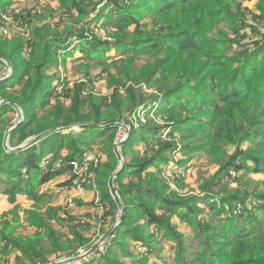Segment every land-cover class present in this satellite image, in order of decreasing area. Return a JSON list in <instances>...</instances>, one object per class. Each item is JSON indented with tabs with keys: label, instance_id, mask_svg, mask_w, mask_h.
<instances>
[{
	"label": "trees",
	"instance_id": "1",
	"mask_svg": "<svg viewBox=\"0 0 264 264\" xmlns=\"http://www.w3.org/2000/svg\"><path fill=\"white\" fill-rule=\"evenodd\" d=\"M12 1L0 0L3 12ZM60 4L76 9L80 18H89L95 12L92 19H86L87 29L93 21L103 19L114 27L113 32L106 39L95 29H89L91 34L86 35L85 28L51 34L31 24L36 39L29 40L31 49L19 64L21 73L15 79L0 80V96L24 111V120L11 131L9 142L16 148V138L20 144L33 134L55 130L33 145L9 150L5 135L12 117L6 114L14 112L15 105L2 104L0 194L14 205L19 195L27 196L38 209L47 198L41 185L68 171L75 185L78 172L74 164L92 142H104L112 162L109 169L117 172L119 121L129 123L126 111L136 113L142 105L163 101V107L154 106L158 117L154 113L146 123H129L132 130L121 145L123 168L115 178L124 217L109 234V245L102 256L90 254L80 264H152L150 254L156 252L159 235L173 242V264H264V33L260 29L264 25V0H258L260 13L256 14L242 7V0H60ZM248 13L257 24L248 21ZM32 16L29 13L26 17L29 24ZM72 36L90 44L85 55L101 59L108 84L116 86L93 103L81 97L85 84H77L74 90L66 87L64 96L73 95V104L57 102L51 106L56 87L50 85L49 72L59 57L74 53L65 51ZM8 45L7 38L0 35V56L14 63L15 57L10 56L16 52L10 53ZM112 49L120 54L118 60L111 56L118 74L106 68L107 53ZM138 59L144 62L136 66ZM143 85L154 87L155 92L144 93ZM124 86L125 95L118 91ZM88 115L92 118H86ZM44 117L49 125L40 124ZM79 124V132L72 133V127ZM62 126L67 128L60 129ZM137 142L145 146L136 150ZM229 147H233L232 152ZM63 149H67V155L58 162ZM177 152L185 157L181 164L201 153L218 165L201 184L206 196L183 195L171 188L164 169ZM42 161L44 164L39 165ZM257 174L263 178L252 189L244 186L246 175ZM220 180L238 183L239 187L223 194L215 187ZM101 198L107 208L105 220L122 209L106 186ZM204 201L205 206H201ZM56 210L48 213L50 218L24 210L30 214L27 225L38 229L37 236L41 234L43 243H51L54 254L75 255L79 242H63L64 235H58L46 223L51 217L61 220ZM174 217L193 227L195 244L186 242ZM22 238L15 241L0 229V264H25L23 259L50 262L45 253ZM133 242L140 243L138 248L132 247ZM12 248L18 253L13 258Z\"/></svg>",
	"mask_w": 264,
	"mask_h": 264
},
{
	"label": "rangeland",
	"instance_id": "2",
	"mask_svg": "<svg viewBox=\"0 0 264 264\" xmlns=\"http://www.w3.org/2000/svg\"><path fill=\"white\" fill-rule=\"evenodd\" d=\"M83 1L87 2L89 0ZM99 1L100 0H94V2ZM257 2L258 0H242V7H248L252 9L255 14L260 13L257 7ZM2 9L3 8H0V35L7 38L9 44L8 51L13 54L16 52L13 56H10L12 58L15 57V65L5 57L0 56V62L2 63V67L0 68V76H2L5 69L4 63L10 65L13 68V74L10 77L5 78L4 80L15 79L16 76L21 73L22 67H19V64H22L23 60L29 56V51L31 49V46H29V43L31 41L29 42V40L36 39L33 35V28L31 24L33 26L36 25V28L44 33H60L62 35L66 34L68 30L80 31L83 28L86 29L85 34L90 35L91 31H89V29H95L100 33V36L103 39H106L108 36L111 37L110 34L113 32L112 28H114L112 25H106L109 22H104L102 19L97 22L93 21L89 29H87L88 24L86 23V19H92L95 12L91 11L92 13H89V18H80L79 13L76 11V9L61 7L60 0H13L11 4L4 9V12ZM90 9L91 6L88 7V10ZM29 13L33 15L30 24L26 19ZM247 19L249 22L257 24L253 21L252 14L248 13ZM260 26V29L264 33V25ZM220 27L225 28V24H221ZM69 42H71L70 46L65 49V51L70 50L74 51V53L68 54L65 58L62 52L61 55H63L59 57V59H57V64L53 66L51 71L49 72V76L52 81L50 85L51 87H56V89H54V98L51 106L55 105V103L57 102H60L64 106H68L69 104L72 105L74 99L73 95L68 98L65 97L64 90L66 87L73 88L74 90L76 85L80 83L85 84V89L81 94V97L84 96L85 98L92 99V103L95 100L101 101L104 96H107V94L113 92V89H115L116 85L108 84V72L104 69V65L100 64L101 59L96 56L90 59L85 55V52L90 45L88 42L82 43L81 38L77 36H72L71 38H69ZM58 51L61 50L59 49ZM107 55L108 57L106 58H109V67L106 68L109 71L113 72V74H118V69L114 62L116 58V60L120 58V54L117 50L112 49L107 53ZM111 56L115 57V59L113 60ZM143 57L144 56H142V58ZM143 62L144 59H138L136 61V66L141 65ZM126 82L129 83V81ZM125 87L126 86H124L123 90L120 88L118 89L120 94L125 95L127 93ZM142 90L146 94L155 92L154 87L147 88V86L145 85H143ZM0 99H3L4 101L7 100L2 96H0ZM14 105L15 111L13 112L12 110H9L6 114V117H12V125L5 135V145L9 150L15 148L11 147V144L9 142V132L13 127L16 128L24 120L23 108L20 105ZM163 105H165V102L160 101L159 103V101L156 100L149 106H140L138 108L139 110L136 113L126 111V118L128 119L129 123L134 125L139 123H146L148 118L152 117L155 113L154 106H158L159 108V106L163 107ZM49 107H47V109L45 110L47 111ZM22 116L23 119H21ZM156 116L158 117L157 114ZM86 118H92V115H88ZM43 122H47L46 124L49 125L48 119L45 117L42 118V121L40 120V124H43ZM129 123H126L125 121H119L121 127L120 129H118L117 133L118 143L115 146L116 154L120 153L122 155L121 145L126 142L132 130ZM87 124L88 123H83L82 125L84 126ZM79 126L80 124L72 127L71 132H79ZM65 128L67 127L62 126L60 129ZM85 132L87 131H84V133ZM41 133L42 132H39L37 134L30 133L33 135L27 137L20 144L18 142V139L16 138L15 141L18 143L16 147L24 144L27 139L33 138L34 136H37ZM178 143L181 145V141H178ZM33 144L34 143H32L31 145ZM144 146V142H137L134 145V148L136 150H139ZM83 150L84 151L82 157L80 158V160L75 162L74 167L75 165L81 167L86 154L94 155L96 153H100L101 155V159L99 160L98 164L89 167L86 182L81 184L79 182V179L77 178L74 185L73 181L71 180V171L56 176L47 183L41 185L40 189L43 191V194H45L47 198L45 199L44 203L38 205V209H36L34 202L27 198V196L19 195L16 202L17 204L14 205L9 202L6 195L0 194V229L8 238L14 239L15 241H20L21 237H23L22 240L24 241H26L25 239H27L31 243V245H33V248L35 250H41V252L45 253V255L49 258L50 262L46 264H80V262L88 259V252L91 249H95L96 247L100 248L103 245L110 232L112 230L114 232L115 228L119 226L121 221L119 222V224L118 221L124 214L123 209H120L115 213L116 218L114 216L112 218L109 217L108 220H105V218L107 217V208L104 206L105 203L101 198L102 189L106 186L107 188H109V192L111 194L112 189H115V192H117L119 197L120 195L117 190L118 187L115 186L116 172L112 173L113 170L109 169V165L110 167H112V162L109 161L110 159L107 155V148L104 147V142H92L90 146L84 147ZM228 150L229 152H232L233 147H229ZM66 151L67 149L62 150V154L57 158L58 162L63 160V158L67 155ZM47 159H49V157L44 160L45 163H47ZM180 160H185V157H183L180 152H177L174 156V159L171 160V162L167 164L164 169V173L166 174V176L169 175V178L171 180L169 182L171 188H173V190H178L183 195L199 194L201 196H206V193L201 190V184L206 178L211 177L216 172V170L218 169V165L214 161H212V159L209 160L207 156L201 153H199V155H196L192 159H188L184 164H181L182 162ZM44 161L40 162L39 165H43ZM71 164L72 161L70 162V166ZM119 165L120 161H118V168ZM232 173L235 174L234 171H232ZM107 174L109 175L107 176ZM262 176V174L251 176L246 175L244 181L242 182L244 186L252 189L255 182L263 178ZM69 180L70 183H68ZM102 181L105 183H103ZM215 187L216 190H219L224 194L229 189L238 188L239 185L238 183L220 180L219 184L215 185ZM71 200L72 205L70 206L69 201ZM205 202L206 201L203 202L204 204L200 205L205 206ZM24 210H34L38 211L41 214L47 215L49 212L51 214L53 210H56V212L60 213L61 220L58 221L57 219H52L51 217V219H48L46 223H48L55 230V232H57L58 235H64L65 238L62 239L63 242L67 241L71 242L72 244L79 242L76 243L77 247H75L74 249L76 250L75 255H67L65 252L62 253V255H60L59 253L54 254V251H52L51 243H43L42 235L40 234V237L37 236L36 232L38 229L35 226L27 225L26 219H31L30 214L26 215ZM120 212H122V215ZM16 216L19 217V220L16 219ZM70 216L72 218H75V220L69 221L71 220ZM48 218H50L49 215ZM114 218L116 221L113 224ZM64 220L65 222H63ZM173 221L175 224H177L178 230L181 231L182 234H184L186 242L189 243L190 241H193V243L195 244L196 241L193 240V227L182 222V220L178 217H174ZM10 222H12V226L8 225ZM108 230L109 233L107 232ZM152 230H155V228H152ZM113 232L111 234H113ZM157 239L158 243L155 246L156 252L150 254V263L173 264V242L171 240L167 241L166 239H163L162 235H159ZM83 241H86V243H83ZM52 243L59 249V246L55 244L54 241H52ZM139 244L140 243L133 242L132 247L138 248ZM12 246L15 248V245L12 244ZM76 248H79L78 251ZM106 249L107 248L101 250V254L96 257L100 258L106 251ZM86 252L87 254L84 257H79V255H84ZM17 254V250L14 249L12 251V258ZM138 254L139 256H142V253ZM23 260L25 264H39L36 260V262L29 261L28 259ZM8 264L14 263L10 262Z\"/></svg>",
	"mask_w": 264,
	"mask_h": 264
},
{
	"label": "built area",
	"instance_id": "3",
	"mask_svg": "<svg viewBox=\"0 0 264 264\" xmlns=\"http://www.w3.org/2000/svg\"><path fill=\"white\" fill-rule=\"evenodd\" d=\"M1 67H2V63L0 62V68ZM4 67H5V69L3 71L2 76H0V80H4L5 78L10 77L13 74V68L10 65L4 63ZM3 103H5V101L3 99H0V108H1V106H2ZM21 119H23V116L21 117ZM125 126H127V125H125ZM100 159H101L100 153L99 154L96 153L94 155H88V154H86L85 155L84 162L81 164V167H78L77 165H75V169L78 172V179H79V182L81 184L85 183L86 180H87V175H88L89 167L92 166V165H97ZM69 205L70 206L72 205V200L69 201ZM108 243H109V235L107 236V239L103 243V245L100 248L96 247L91 252L89 251V255L90 254H94L95 256L98 257V255L101 254L100 251L108 247V246H106V245H108Z\"/></svg>",
	"mask_w": 264,
	"mask_h": 264
},
{
	"label": "water",
	"instance_id": "4",
	"mask_svg": "<svg viewBox=\"0 0 264 264\" xmlns=\"http://www.w3.org/2000/svg\"><path fill=\"white\" fill-rule=\"evenodd\" d=\"M5 102H8V103L14 104V103H13L12 101H10V100H6ZM14 128H15V127H13V128L10 130L9 135H10L11 131H12ZM53 130H55V129L47 130V131L42 132L41 134H39V135H37V136H34L33 138H29V139L26 140V142H25L24 144H22V145L19 146V147L13 148V149H21V148H23V147H27L28 145H31L32 143H36V142L39 141L40 138H42V137L46 136L47 134L51 133ZM13 149H11V150H13ZM117 157H118V160L120 161V165H119V168H118V170H117V172H116V177L118 176V174L120 173V171H121L122 168H123V160H124L123 157H122V155H121L120 153H117ZM111 192H112V194H113V197H114L115 199H117V201H118V203L120 204V206H122L123 212H124V214H125V208L123 207V204H122V202H121V200H120V197L118 196L117 192H115V189H112ZM124 214L121 216L120 220L118 221V224H119V222L123 219ZM112 232H113V230L110 232V234H111ZM92 250H93V249H91L90 252H91ZM88 253H89V252H88ZM86 254H87V253H86ZM86 254H84V255H80L79 257H83V256H85ZM80 259H81V258H80ZM58 263H60V262H58Z\"/></svg>",
	"mask_w": 264,
	"mask_h": 264
}]
</instances>
